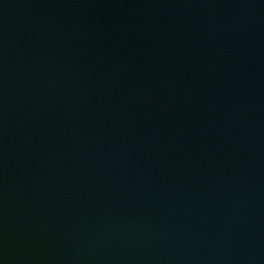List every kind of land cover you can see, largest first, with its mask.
Returning <instances> with one entry per match:
<instances>
[{"label":"water","instance_id":"water-1","mask_svg":"<svg viewBox=\"0 0 264 264\" xmlns=\"http://www.w3.org/2000/svg\"><path fill=\"white\" fill-rule=\"evenodd\" d=\"M0 264H264V0H0Z\"/></svg>","mask_w":264,"mask_h":264}]
</instances>
